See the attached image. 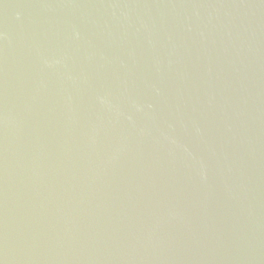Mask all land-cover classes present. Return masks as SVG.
<instances>
[{
  "label": "water",
  "instance_id": "95a60500",
  "mask_svg": "<svg viewBox=\"0 0 264 264\" xmlns=\"http://www.w3.org/2000/svg\"><path fill=\"white\" fill-rule=\"evenodd\" d=\"M0 264H264V0H0Z\"/></svg>",
  "mask_w": 264,
  "mask_h": 264
}]
</instances>
